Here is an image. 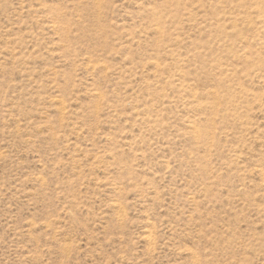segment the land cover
<instances>
[{
	"label": "rangeland",
	"instance_id": "1",
	"mask_svg": "<svg viewBox=\"0 0 264 264\" xmlns=\"http://www.w3.org/2000/svg\"><path fill=\"white\" fill-rule=\"evenodd\" d=\"M0 264H264V0H0Z\"/></svg>",
	"mask_w": 264,
	"mask_h": 264
}]
</instances>
